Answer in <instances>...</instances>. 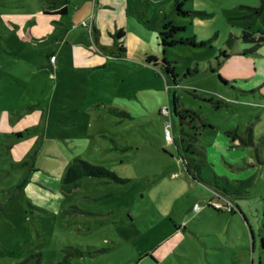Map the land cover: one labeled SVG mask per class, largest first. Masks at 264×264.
Segmentation results:
<instances>
[{"label":"rangeland","instance_id":"1","mask_svg":"<svg viewBox=\"0 0 264 264\" xmlns=\"http://www.w3.org/2000/svg\"><path fill=\"white\" fill-rule=\"evenodd\" d=\"M41 3L54 0H0V264L33 255L41 264H264V44L241 55L252 47L242 33L264 32L263 0H121L101 12L94 0H69L67 16L42 12L38 24ZM167 22L197 46L164 48ZM64 26L74 31L67 40ZM115 42L126 50L118 58L105 50ZM52 52L56 67L45 62ZM174 98L213 126L184 125L208 154L205 176L239 193L186 172ZM248 127L254 147L234 145L228 133L246 137ZM79 160L118 180L66 182ZM218 196L234 213L209 207Z\"/></svg>","mask_w":264,"mask_h":264},{"label":"trees","instance_id":"2","mask_svg":"<svg viewBox=\"0 0 264 264\" xmlns=\"http://www.w3.org/2000/svg\"><path fill=\"white\" fill-rule=\"evenodd\" d=\"M68 0H54V3L52 5V7L54 8H60V11L57 12V14H63L67 12V6H65V4H67ZM182 5L183 3L179 2L177 3L176 7H177V11H179L181 14H188L186 11H184L182 9ZM264 8V0H263V4L260 7V9L262 10ZM164 23V22H163ZM94 28V26H93ZM182 30L181 27H178L176 25H174L172 22H167L164 24L163 26V30L161 32V40H162V46L164 48L167 47H171V46H176V45H193V46H197L196 41L193 39H189V40H184V39H177L176 35ZM124 31H120L119 33H117V36L119 38H121L124 35ZM94 35V32H93ZM95 36L97 37V34L95 33ZM242 38H244L245 43L251 44L252 47L248 50H245L241 53V55H247V54H252V53H256L258 51V48H260L261 45L264 44V32H259V33H250V32H243L242 33ZM249 38H253V41H249ZM117 42L114 43V45L111 46H107L105 50L111 51V54L116 56V58H118V56H122L123 54H125L126 50L124 48L123 45L118 46L116 44ZM232 43V42H231ZM230 43V45H231ZM201 45L203 46L204 44L201 43ZM102 49V48H101ZM118 50V53L116 55V53H114L115 51ZM114 51V52H113ZM229 57L228 53L226 51H222L220 53V58H222L223 60L227 59ZM155 56H151L148 58V63L151 64L153 60H155ZM164 63L168 64V60L166 58H164ZM221 65V64H220ZM219 65V66H220ZM171 71V68H168ZM212 71H214V68H211ZM191 73L196 74L199 73V70L196 69L195 71H191L189 70L187 72V75H191ZM219 80L220 82H222L225 85H233L230 81H227L221 74H219ZM174 108H175V114L176 116L179 117L180 119V126H181V137H180V141L178 143H176V146L178 148L179 151L182 150V154H181V158H182V164L186 170V172L194 179L197 180L201 183L206 184L209 187H213L215 189H218L219 191H222L223 193H225L226 195H232L235 193H239L237 190H235L232 186L230 187V185L228 183H226V185H222L221 178H218L216 176H205V169L212 167V164H210L208 162V156L207 153L204 152L203 150H201L198 147V143H199V134L198 133H188L184 130V125L185 124H190L192 126V129L197 130L199 127L198 126H194L193 124L195 122H199L202 124L203 127L205 128H213V126L211 124H207L204 123V121L202 120L201 115L195 111V110H190V109H182L179 110L178 109V102L177 99L174 98ZM217 108H220V106H217ZM170 115V114H169ZM189 118H191V120H189ZM173 127V125H172ZM173 131V130H172ZM248 134L246 135V137H242L238 135V131H231L228 134L232 136V139L235 140L237 137L240 139L241 143L245 146H253L254 145V139H253V130L252 127H248ZM29 131H25L23 132H18L16 135V137L18 138H23L25 134H28ZM177 141V139H176ZM181 148V150H180ZM81 165L82 169L80 171H77V175L74 172V169L76 170V168H78V166ZM71 171V173H70ZM82 175H90V176H98V177H108V178H114L115 180H118V178L116 177V175L110 171H108L107 169H105L102 166H97V165H92L86 161H82L79 160L77 161L76 165H74L73 167L69 168L68 172L66 173V177L65 180L66 182L68 181H72L79 176ZM250 183L251 180H246L243 181V183L247 184ZM220 198V196H218ZM209 207H212L211 202L209 203ZM218 212H221L222 210L216 209ZM238 210H240V208H237ZM234 213V212H232ZM262 248L264 249V238L262 239ZM18 264H41V259H40V255H33L32 257L27 258L25 261L18 263Z\"/></svg>","mask_w":264,"mask_h":264},{"label":"crops","instance_id":"3","mask_svg":"<svg viewBox=\"0 0 264 264\" xmlns=\"http://www.w3.org/2000/svg\"><path fill=\"white\" fill-rule=\"evenodd\" d=\"M69 1V0H68ZM120 1L121 0H94V2H95V5H94V8H95V12L96 11H98V8H100V12L102 11V9L104 8V7H108V6H110V5H118L119 3H120ZM53 5V4H52ZM52 5H49V4H45V3H41L39 6H38V9H37V16H36V19H37V21H36V23H38V24H41V23H39L38 21H39V15L43 12V15L44 16H52V15H61V16H67L68 14H69V11H70V6H69V3L67 2V4H65V6H67V12L66 13H63V14H57V12H59L60 11V9H61V7L60 8H54V7H52ZM97 5H99L98 6V8H97ZM41 7V8H40ZM100 17H99V15L96 17V19H94L93 20V22H92V25L94 26V28L92 27V35H93V32H94V34L96 33L97 34V37H98V39H101L102 38V29H101V27H100V29H99V21H100V19H99ZM56 22V21H55ZM56 23H60V22H56ZM62 25V24H61ZM25 29V28H24ZM65 29V30H64ZM64 31L66 32V34H65V36H64V39H69V37H70V35H71V33H73L72 31H70L71 29L70 28H68V26H64ZM70 29V30H69ZM26 30V29H25ZM62 30V31H63ZM31 36H32V39L33 40H31V41H29V42H31V44H36V43H38V42H40L41 40H39V38H38V36L35 34V33H32L31 34ZM29 40H30V37H29ZM37 45V44H36ZM257 53V52H256ZM253 54H255V53H253ZM53 55H56V61L54 62V63H52L51 61H50V57L51 56H53ZM258 55H261V53L260 52H258ZM45 62L48 64V66H50V67H56L57 66V64H58V62H59V56H58V54L56 53V52H52L51 54H49V55H47V54H45ZM255 76L256 75H254V76H252L251 78H250V80H253L254 78H255ZM229 81V80H228ZM237 81H239V80H237V79H234L233 81H230L232 84H234V83H236ZM262 83H264V81L262 82ZM261 83V84H262ZM260 84V85H261ZM259 85V86H260ZM232 86V85H231ZM258 86V87H259ZM212 125V124H211ZM239 133V132H238ZM254 134V133H253ZM232 140V142H233V144L234 145H240V146H245V145H243L242 143H241V141H240V139H238V140H233V139H231ZM236 141H239V142H237L236 143ZM248 147V146H247ZM249 147H251V146H249ZM252 147H254V146H252ZM253 150H254V152H256L257 150L256 149H254L253 148ZM207 156H208V154H207ZM212 176H216V177H218L217 175H215V174H212ZM218 178H221V177H218ZM223 181H227V182H231V181H229L228 179H226V178H221ZM222 182V181H221Z\"/></svg>","mask_w":264,"mask_h":264},{"label":"built area","instance_id":"4","mask_svg":"<svg viewBox=\"0 0 264 264\" xmlns=\"http://www.w3.org/2000/svg\"><path fill=\"white\" fill-rule=\"evenodd\" d=\"M50 61L52 63H54L56 61V55H53L50 57ZM165 140L167 142H171L174 140V136H173V132H172V129H171V126L168 127L165 131ZM212 206L216 209H219V210H222V211H234L235 210V205L234 203L232 202V200H230L229 198L227 199H221V198H218L217 201H213L211 202ZM200 207L199 205H196L195 206V210H199Z\"/></svg>","mask_w":264,"mask_h":264}]
</instances>
